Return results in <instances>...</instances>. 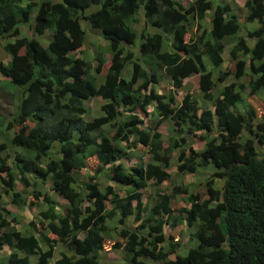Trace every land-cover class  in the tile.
<instances>
[{"label": "trees", "instance_id": "1", "mask_svg": "<svg viewBox=\"0 0 264 264\" xmlns=\"http://www.w3.org/2000/svg\"><path fill=\"white\" fill-rule=\"evenodd\" d=\"M91 7L97 9L86 14ZM242 8L243 22L256 26L244 36L253 44L248 47L240 38L231 45L226 53L233 70L227 73L218 70L223 41L239 29L228 4L0 0V40H8L1 47L6 62L0 61V77L7 79L6 87L19 91L7 126L12 136L6 149L16 146L32 153L30 159L12 153L14 169L0 159L1 192L10 195L16 208L37 202L44 207L22 233L16 232L14 215L0 209V249L8 251L6 264H28L31 256L38 258L36 264H108L99 257L105 240L111 250L129 256L125 264H147L143 259L159 264H264V156L255 148L264 147V112L256 116L250 105V97L259 88L264 90V0H244ZM138 9L140 32L134 29ZM207 13L206 32L200 23ZM82 21L108 43L106 63L95 58L90 68L74 56L81 51ZM22 25L29 29L30 39L19 36ZM45 32L51 36L42 47L36 38ZM135 43L134 52L128 51ZM202 58L211 69H205ZM245 69L248 79L238 83ZM124 71L127 80L121 78ZM192 74L197 76L201 100L211 103V109L199 106L189 93L181 94L176 103L170 92L154 89L162 76L175 96ZM228 74L232 81L215 93L216 84ZM246 89L247 103L240 113L235 105ZM94 98L103 102L101 114L86 120L85 103ZM164 121H170L179 136H198L203 150L193 151L189 145L183 150L184 137L164 142L157 131ZM105 125L110 135L92 136ZM214 129L218 137L210 135ZM124 150L138 151L139 159L148 154L150 159L126 166ZM175 151L173 170L178 175L214 168L204 182L205 199L192 197L187 208L174 209L171 200L181 187L173 185L170 194L153 192L144 202V189L169 180L166 168ZM90 158L96 164L93 171L86 167ZM80 171L85 183L73 175ZM29 177L40 183L48 180L50 190L67 206L60 210L39 191L23 200L15 184L28 187ZM212 178L221 180L219 191L212 187ZM115 216L118 240H109L105 222ZM127 219L140 228L125 227ZM178 226L188 230L186 242H196L182 257L175 255L180 244L172 241ZM149 228L156 233H148ZM56 244L63 245L66 253L59 252L51 261Z\"/></svg>", "mask_w": 264, "mask_h": 264}, {"label": "rangeland", "instance_id": "2", "mask_svg": "<svg viewBox=\"0 0 264 264\" xmlns=\"http://www.w3.org/2000/svg\"><path fill=\"white\" fill-rule=\"evenodd\" d=\"M193 0H182L183 3L186 2H192ZM212 4L215 5H224L228 4L231 7L230 13L235 17V20L237 21V25L239 26L238 31L236 34L228 38L227 40L223 41V47L224 52L221 54L222 58V65L219 67L218 70L220 71H227V73L231 72L233 70L232 66L233 65H228V55H227V50L233 45L238 39L243 38L244 43L250 47L253 44V40L245 38L246 32H249L256 28L254 23H244L243 22V17L245 15V12L242 8V3L244 0H209ZM97 9V7H91L85 11V13L93 12ZM35 12V11H34ZM34 13L31 14L30 17L33 16ZM210 13H207L204 21H202L201 27L204 28L207 32L208 28V16ZM136 19L137 23L134 25V29L136 32L141 31L142 27V20H141V9H138V12L136 14ZM82 28L84 30V37H83V42L81 45V51L76 52L74 56L76 58H79L85 62H87L92 68L95 65V58H99L101 61H104L105 63L107 62L109 58V46L108 43L102 38V36L97 32V31H91L88 29L87 23L85 21L81 22ZM26 25H22L18 28V34L20 37L24 38H29L30 39V31ZM144 32H146V27H143L142 29ZM191 33L194 34V28L190 29ZM202 29H200V32ZM18 36V37H19ZM51 34L49 32H45L43 36L40 38H36L37 42L42 46L45 47L47 42H48V37L50 38ZM211 37L210 30H208V38ZM8 41L7 39L0 40V61L6 62L5 55L1 52V47L2 45ZM109 42V41H108ZM135 44H133L131 47H127V50L130 52H134L135 50ZM203 65L206 68V70L211 69V65L208 62L207 59L203 58ZM248 72L247 69L244 70V74L240 79H238V83H245V81L248 79ZM157 75H160V73H157ZM213 75H217V73H214ZM121 78L127 80L129 78V74L124 71L121 75ZM231 74H228L224 77V81L222 83L216 84L214 88V92H218L221 87L229 82H231ZM5 82H7L6 78H1L0 77V145H3V148L0 149V159H2L4 162L5 166L10 167L11 169H14L13 162L15 160H11L12 158V153L17 154L18 156L22 157L23 159H30L31 158V151L23 148H19L14 146L12 150H7L6 147L9 146V140L12 136V130L7 127L9 119L11 115L15 112V104L14 101L19 95L18 89L14 88L13 86H8L6 87ZM99 82V81H98ZM197 84V76L192 74L188 76L184 83L183 87L180 91H178L177 95L175 93V96L173 95V91H170V87L168 82L160 76L158 78L157 84L154 86V89L158 93L162 94H168L169 92L172 94L173 99L176 103L179 102L180 95L183 93H189L191 94L192 97L196 100L199 106H202L204 108L211 109L210 105L211 103H205L201 100L200 97V92L196 88ZM4 91V92H3ZM4 93H6L9 96H6ZM248 94V89L243 90L240 93V100L239 102L235 105L236 109L238 110L237 112L242 113L243 108L247 102H245L246 96ZM11 95H13V98H11ZM251 103L250 105L253 107L254 112L256 116L260 115L261 113L264 112V90L259 88L254 96L250 97ZM102 101L99 98H94L92 100H89L88 102L85 103V107L89 108L87 115L84 117L86 120H91L93 117H98L100 116V111H99V105H101ZM148 110H151L148 108ZM152 113L154 112V109L152 108ZM214 120V119H213ZM184 129V128H183ZM111 129L108 128L106 125L102 126L98 130L91 132L93 137H105L110 135ZM158 133L161 135V139L166 142L168 138L170 139H179L180 137H184L186 140L185 145L182 146V149L185 150L184 148L186 145H189L193 151H202L204 148V142L198 138V136H190L186 133H182L180 136L174 133L172 130V125L170 121H164L158 126ZM200 135V134H198ZM211 136H219V131L214 129L210 133ZM242 138H244V135L242 134ZM257 152H262V156H264V147L260 146H255ZM124 160H127L123 162L124 165L128 166L127 164L131 165L132 163H139L141 164H146L149 161V155L148 154H143L141 156V160L138 158V151H126L124 150V154L122 155ZM176 156L177 152H173L171 154V158L168 164V167L166 168V172L169 175V180L166 182H163L158 187H151L148 186L146 189L143 190L144 198L143 201H147L153 194V192H160L163 194H170L171 192V186H180V192L178 190V193L175 194L174 198L171 200L170 206L174 209H185L187 208V199L192 198L195 201H201L202 199H205V191H204V182L206 179L211 177L212 172H214V168L212 166H208L205 169H200L197 168L193 174L190 176L185 175H178L176 172L173 170V166L176 163ZM123 161V160H122ZM16 163V162H15ZM86 167L90 169V171H93L96 167L94 159L90 158L88 159V162L86 163ZM13 173H16L15 170ZM74 177L76 181L80 183H85L87 181L86 176L83 174V171L80 172H75ZM28 187H22L21 184L16 182L15 184V191L22 197V199H27L29 198L30 194L32 191H39L40 194H45L48 195L49 199L52 201V203L55 205V207L59 208L60 210L62 208H65L67 205L64 200H62L57 194H55L52 190H50V183L48 180H45L43 182H38L36 180H33L32 178H28ZM212 187L215 190H220L222 182L221 180L217 178H212ZM184 188V189H182ZM1 189H3L0 186V209L2 208L3 210H6L10 215H14V219L17 221V225H15L16 232L17 233H22L26 225L33 220V216L36 214L37 210H43L44 207L41 205V203L37 202L35 205H32L30 207H22V208H16L12 205L10 202V195L3 194L1 192ZM116 194L121 196L122 192L116 190ZM35 203V201L33 202ZM214 204L212 203L211 206ZM9 215V218H10ZM184 215V214H183ZM117 216L110 220H106V232L107 236L110 238L109 240H118V226L117 225ZM131 220L127 219L124 223V226L127 228L130 227H137L133 222L130 223ZM196 226V225H194ZM166 227V226H165ZM138 232H140L138 230ZM156 233V229L154 228H149V232L151 234ZM188 232L187 229H184L183 226H178L174 229L173 232V240L177 243H179V248L176 250L175 255L182 257L186 254L187 250L189 248H193L196 246L195 240H192L190 243L186 242V233ZM144 233L146 231L144 230ZM147 233V234H148ZM178 233L180 235H178ZM83 234H79V238H82ZM103 250L100 252L99 257L102 259H106L108 261V264H125V259H129V256L124 254V252L119 251V250H111L109 248V242L104 241V246ZM64 252L65 248L61 244H56L51 256L52 259L51 261H54V259L58 258V253L59 252ZM8 251L5 247H2L0 249V264H6V257H7ZM125 256H128L125 258ZM37 257L36 256H31L29 258L28 264H36L37 262ZM143 261L147 264H159V263H154L150 260L143 259Z\"/></svg>", "mask_w": 264, "mask_h": 264}, {"label": "clouds", "instance_id": "3", "mask_svg": "<svg viewBox=\"0 0 264 264\" xmlns=\"http://www.w3.org/2000/svg\"><path fill=\"white\" fill-rule=\"evenodd\" d=\"M205 59H206V58H205ZM202 63H203V58H202ZM203 66H204V65H203ZM205 69H206V68H205ZM102 103H103V102H102ZM102 103H101V104H102ZM99 106H100V105H99Z\"/></svg>", "mask_w": 264, "mask_h": 264}]
</instances>
